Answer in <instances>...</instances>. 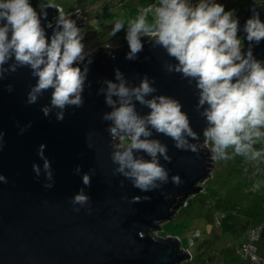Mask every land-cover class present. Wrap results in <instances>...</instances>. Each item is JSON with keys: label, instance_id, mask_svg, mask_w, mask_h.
I'll return each instance as SVG.
<instances>
[{"label": "clouds", "instance_id": "obj_1", "mask_svg": "<svg viewBox=\"0 0 264 264\" xmlns=\"http://www.w3.org/2000/svg\"><path fill=\"white\" fill-rule=\"evenodd\" d=\"M47 9L42 0L38 8L32 0H0V80L19 68H30L36 82L30 86L26 103H37L51 89L50 103L43 105L41 111L50 117L55 110L59 122L69 107L84 104L86 81L91 86L88 74L94 52L85 51V33L77 18L61 11L45 24ZM251 12L241 26L237 10H226L220 0H156L154 5L141 9L135 19L127 21V27L124 20L118 19L111 28L114 37L126 27V59H138L147 38L170 58L164 64L167 72L179 73L189 84L194 83L198 95L196 109L207 123L203 137L211 142L212 158L217 160L235 156L249 161L264 160V147H256L264 141V58L255 54V48L264 42V19L260 8L254 7ZM48 29H52L50 36ZM242 39L247 41L246 48L242 47ZM6 90L11 93L13 85L7 84ZM97 94L105 97L110 109L101 119L110 122L107 131L113 149L111 160L116 165L113 173L131 181L142 192L169 182V169L161 159L171 162L172 157L168 145L154 133L170 137L177 149L200 151L199 143L193 142H198L200 136L191 126L188 113L182 110L181 101L159 93L155 78L145 74L138 84L130 83L117 68L114 79L103 80ZM137 104L149 111L142 114ZM30 126L31 123L27 125ZM20 131L23 133L25 128ZM92 135L87 133L86 139ZM4 136L5 132L0 131V149ZM46 147L41 143L38 148L43 166L33 163L32 168L37 178L42 174L46 177L44 186L51 188L55 183L54 171L45 155ZM74 171L80 173L81 166L77 165ZM91 177L90 172L83 174L85 186L91 184ZM7 180L0 173V182ZM171 181L178 185L180 177L174 175ZM131 199L139 202L141 197ZM143 199L151 197L145 195ZM89 200L83 187L72 197V203L81 207Z\"/></svg>", "mask_w": 264, "mask_h": 264}, {"label": "water", "instance_id": "obj_2", "mask_svg": "<svg viewBox=\"0 0 264 264\" xmlns=\"http://www.w3.org/2000/svg\"><path fill=\"white\" fill-rule=\"evenodd\" d=\"M249 2L241 26L254 7L260 8L264 19V5ZM261 3L264 1L258 2ZM47 6L45 24L62 11L59 5ZM78 12L67 15L76 19ZM77 19L78 26L85 24L84 18ZM51 32L48 29L49 36ZM144 40L136 60L125 58L128 44L87 51L94 52L88 74L91 86L86 81L84 104L69 107L63 121L56 120L55 110L50 117L41 111L50 103L51 89L37 103H26L30 86L36 82L30 68H19L0 80V131L5 132L0 173L8 178L7 183L0 182V264H181L193 258L182 247L181 239L153 232L173 219L191 196L202 192L203 183L212 175V154L202 145L207 123L196 109L194 83L189 84L179 73L167 72L164 64L170 58L165 50ZM243 43L246 48L247 41ZM255 54L264 58V42L255 48ZM117 68L130 83L138 84L145 74L155 78L159 93L181 101L182 110L188 113L191 126L200 136L198 142L193 141L199 143L200 151L193 153L177 149L170 137L154 133L168 145L172 159H161L169 169V182L147 193L113 173L116 165L111 160L113 149L107 131L110 122L101 119L110 109L97 91L103 80L114 79ZM7 84L13 85L11 93L6 90ZM137 109L142 114L149 111L139 104ZM21 128H25L23 133ZM89 132L93 135L86 139ZM41 143L47 145L45 155L54 171L51 188L44 186L46 177L42 174L37 178L32 168L33 163L43 166L38 155ZM77 165L81 166L80 173L74 171ZM86 172L92 174L89 186L82 182ZM174 175L180 177L178 185L171 181ZM82 187L90 197L83 207L72 203V197ZM136 195L141 197L139 202L131 199ZM145 195L151 199L144 200Z\"/></svg>", "mask_w": 264, "mask_h": 264}, {"label": "rangeland", "instance_id": "obj_3", "mask_svg": "<svg viewBox=\"0 0 264 264\" xmlns=\"http://www.w3.org/2000/svg\"><path fill=\"white\" fill-rule=\"evenodd\" d=\"M144 0H42L45 5H59L65 14H73L80 8L81 16L86 18V23L81 26L85 33L84 43L85 51H95L100 46L125 47L127 21L135 19L141 9L146 8V3L142 7L138 6ZM264 0H252L251 2H261ZM34 7H39L41 0H32ZM226 5V10L234 8L243 19L248 8L241 5L237 0H220ZM131 4V8L125 6ZM250 4V2H249ZM249 6V5H248ZM125 21V29L118 32L114 37L111 35V28L116 20ZM149 22L152 21V14H149ZM85 22V21H84ZM93 23L98 24L92 25ZM244 46L242 40V47ZM202 145L211 150L210 141L202 142ZM259 149L264 147V141L256 144ZM231 152V150H229ZM212 157V155H211ZM242 162V163H241ZM214 167L212 175L203 183L206 191L199 192L191 196L187 207H182L173 219L163 223L161 230L157 229L153 233L164 238L177 237L181 239V245L184 249H189L193 254V259H186L181 264H207L208 260H217L222 264L227 262L226 258L235 264L243 262L236 251L227 249L228 243H236L245 239L248 235V229H239L236 236L231 233H225L221 226H217L212 220L211 211L205 203L210 200L212 188H219L216 196L218 204H223L227 211H232L231 206L235 203L241 204L250 198L251 192L254 193L256 185L246 179H242L243 165L249 179H254L260 172L264 174V160L249 161L242 156H235L229 160L213 159ZM246 178V177H245ZM237 179L243 181L239 184ZM238 184V186H236ZM264 194V193H263ZM242 205V204H241ZM236 213V212H235ZM196 230H200L202 235L194 237V243L191 237ZM224 236V237H223ZM226 236V237H225ZM205 240L207 243H204ZM259 246L263 242H258ZM264 252V249H261Z\"/></svg>", "mask_w": 264, "mask_h": 264}, {"label": "trees", "instance_id": "obj_4", "mask_svg": "<svg viewBox=\"0 0 264 264\" xmlns=\"http://www.w3.org/2000/svg\"><path fill=\"white\" fill-rule=\"evenodd\" d=\"M241 5L240 6H246L247 8L249 7V1L252 0H237ZM143 3H146L148 7L154 5L156 3V0H144L142 3L138 6L143 5ZM257 5H264V3L258 4ZM127 6V4L125 5ZM127 9L131 8V4H129ZM80 9L78 7L75 8ZM92 25H97L93 23ZM242 163V162H241ZM243 174L241 175L242 179H246L256 185L254 193L251 192L250 198L247 199V201H243L244 203L238 204L235 203V205L231 206L232 211H227L226 207L223 204H218V200L216 198L218 192L217 190L219 188H212L211 189V195H210V200L205 203L206 207L210 209L211 217L213 215V221L217 226H221L223 231H221V234L223 233H231V235L236 236L237 233L240 231L239 229H248V235L245 239H241V241H238L236 243H228L227 249H230L231 251H236L237 254L240 256L241 260L243 262L239 264H244V259L242 255V246L244 243L247 241L248 236L250 232L255 229L256 227L262 225V230H261V237H260V242H263V245L258 244L257 242V248L258 251L257 253L264 258V252H262L261 249H264V174L257 175L256 178L254 179H249L246 171H245V166L243 165ZM246 177V178H245ZM242 179H237L238 183L240 184L243 180ZM238 186V184H236ZM206 191V189H204ZM189 205V201H187V204L183 207H187ZM236 212V213H235ZM202 235V232L200 230H196L191 237V242L194 243V237H199ZM224 237V236H223ZM226 237V236H225ZM204 243H207L205 240ZM189 250V249H188ZM193 259V258H192ZM227 262L225 264H235L233 261L227 259ZM209 264H222L221 262L217 260H208L207 261Z\"/></svg>", "mask_w": 264, "mask_h": 264}, {"label": "built area", "instance_id": "obj_5", "mask_svg": "<svg viewBox=\"0 0 264 264\" xmlns=\"http://www.w3.org/2000/svg\"><path fill=\"white\" fill-rule=\"evenodd\" d=\"M78 11H80V10L77 9L76 12H78ZM62 12H63V9H62ZM65 15H67V14H65ZM76 15H77V18H84L83 22L85 21V23H86V18L81 16V11L78 12ZM186 204H187V202H186ZM262 227L263 226L260 225V226L256 227L255 229H253L250 232L247 241L242 246V249H243L242 255H243V259H244V264H264V258L257 253V251H258L257 242L260 240ZM207 264H209V263H207Z\"/></svg>", "mask_w": 264, "mask_h": 264}]
</instances>
